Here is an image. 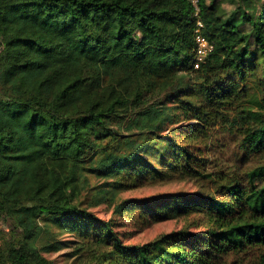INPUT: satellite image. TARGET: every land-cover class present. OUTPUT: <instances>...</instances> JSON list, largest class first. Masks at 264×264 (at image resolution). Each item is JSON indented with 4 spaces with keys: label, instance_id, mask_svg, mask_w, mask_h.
Listing matches in <instances>:
<instances>
[{
    "label": "trees",
    "instance_id": "obj_1",
    "mask_svg": "<svg viewBox=\"0 0 264 264\" xmlns=\"http://www.w3.org/2000/svg\"><path fill=\"white\" fill-rule=\"evenodd\" d=\"M199 1L0 0V219L18 232L0 264L63 246L81 264H264V4L247 32ZM230 142L243 167H221ZM174 179L215 192L120 197ZM101 205L187 225L134 245Z\"/></svg>",
    "mask_w": 264,
    "mask_h": 264
},
{
    "label": "rangeland",
    "instance_id": "obj_2",
    "mask_svg": "<svg viewBox=\"0 0 264 264\" xmlns=\"http://www.w3.org/2000/svg\"><path fill=\"white\" fill-rule=\"evenodd\" d=\"M208 3L210 5H215L225 20L232 19L243 25L245 31L250 32L251 26L241 18V15L245 10H248L252 14L258 15L264 4V0H208ZM254 48H256V45L254 41H251V49ZM197 56L198 54L196 51V61H198ZM226 139L228 140L229 138L226 137ZM229 149V152L223 156L224 159L222 160L223 164L221 167L226 169V167H232L235 165V163L243 167V165L240 163V159H238L237 156L238 145H236V143L230 142ZM201 191L214 193L215 184L210 181H180L174 179L168 182L146 184L145 186L139 187L137 189L123 192L120 194V197L122 199H147L173 193L191 194ZM92 210L104 220L111 219L116 222L123 221L124 226L121 228V231H123V233L132 231L131 235L128 237V240L130 244L134 245L147 244L158 239L164 234L181 230L187 225L184 218H169L158 221H149L147 223L140 224V226L137 227L135 224H132L128 217H116L114 215V209L109 208L108 206L101 205ZM194 231L197 230L194 229ZM16 234H18V232L14 231V224L12 220L0 219V248L4 247L5 243L13 241L16 237ZM58 237L62 241L70 239V237L67 235H59ZM70 253L71 249L63 246L62 249L46 254V256L53 260L56 264H81L75 259L74 256H70Z\"/></svg>",
    "mask_w": 264,
    "mask_h": 264
},
{
    "label": "built area",
    "instance_id": "obj_3",
    "mask_svg": "<svg viewBox=\"0 0 264 264\" xmlns=\"http://www.w3.org/2000/svg\"><path fill=\"white\" fill-rule=\"evenodd\" d=\"M189 1L196 8V15H198L200 11L199 9L200 1L199 0H189ZM202 26H203L202 23L199 22L198 28L196 30V43H197L196 51L198 54L197 56L198 62H204L213 51V46L201 32Z\"/></svg>",
    "mask_w": 264,
    "mask_h": 264
}]
</instances>
